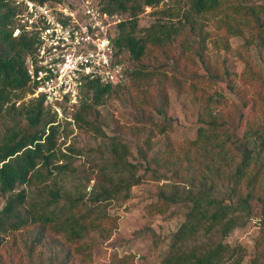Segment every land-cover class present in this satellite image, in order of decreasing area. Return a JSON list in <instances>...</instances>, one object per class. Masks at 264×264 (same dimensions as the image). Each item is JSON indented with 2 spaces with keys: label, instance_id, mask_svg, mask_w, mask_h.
I'll return each mask as SVG.
<instances>
[{
  "label": "rangeland",
  "instance_id": "1",
  "mask_svg": "<svg viewBox=\"0 0 264 264\" xmlns=\"http://www.w3.org/2000/svg\"><path fill=\"white\" fill-rule=\"evenodd\" d=\"M252 12L264 22V0H224L218 11L208 14L190 12L189 0H163L156 6H144L140 27L144 29L158 19L173 21L181 28L177 40L145 60L148 74L144 79L128 77L125 89L93 103L85 115L92 125L74 119L80 100L73 109L66 107L62 115L57 113V147L65 155L53 160L48 180L25 186L30 199L49 200L48 190L56 189L61 194L59 204L69 199L88 201L102 166L108 163L115 181L121 175L128 176L113 170L111 161L125 156L144 167L136 173H145L141 183L130 187L127 197L123 191L105 203L110 218L90 232L70 264H162L188 203L162 204L158 195L161 191H197L200 174L210 164L203 152L191 145L199 128L206 127L201 113L227 122L228 132L237 130L240 137L251 141L250 146L256 141L264 156V30L254 27ZM125 59L129 64L126 54ZM34 97L24 92L16 108ZM160 109L171 118L165 128ZM16 112L0 118V138L15 125ZM18 121L25 125L24 119ZM216 141L208 144L214 154ZM146 148L148 158L158 155L157 160L148 164L142 158L140 151ZM226 149L228 160L218 174V193L228 189L238 157L231 143L227 142ZM58 164L67 168L54 169ZM146 165L157 168L159 177L145 171ZM261 184L257 182L258 190ZM244 185L245 181L238 185L242 192ZM4 201L0 197V209ZM241 220L244 224L232 230L225 241L241 252L244 263H251L264 250V212L257 199L252 201L251 216ZM32 231L28 227L0 236V264H59L64 259L65 244L47 233L32 245ZM221 240L218 230L199 233L184 241L182 251L200 254Z\"/></svg>",
  "mask_w": 264,
  "mask_h": 264
},
{
  "label": "trees",
  "instance_id": "2",
  "mask_svg": "<svg viewBox=\"0 0 264 264\" xmlns=\"http://www.w3.org/2000/svg\"><path fill=\"white\" fill-rule=\"evenodd\" d=\"M99 7L109 14L129 13L112 26V42L114 55L126 64L128 77L142 80L148 74L145 60L162 47L170 46L177 40L180 27L173 21L157 20L142 29L139 25L140 14L144 6H156L163 0H95ZM190 12L208 14L220 9L224 0H189ZM249 11L251 8H248ZM20 8L9 0H0V118L11 115L16 109L15 125L8 127L0 138V197L4 205L0 209V236L12 235L28 227L34 233L32 245L40 242L46 234L67 246L64 259L59 264L74 263L79 249L90 232L100 228L109 219L105 211V203L124 192L132 185L142 182L145 173H136L142 165L131 163L127 157L113 161V170L127 172L116 181L107 165L100 169V178L95 185V192L88 201L69 199L59 204L61 194L56 189H49L51 199H30L25 186L37 185L53 174L51 164L60 155H65L57 147L59 122L57 112L44 101L43 96L34 97L28 103L16 108L18 99L24 92H34L27 73V58L34 55L37 35L27 31L18 21ZM254 27L264 30V22L259 14L252 12ZM15 29L19 33L14 35ZM125 54L129 60L126 63ZM130 63L133 66H130ZM137 65V66H136ZM138 67V68H137ZM209 74V73H208ZM200 77V76H199ZM126 79V80H127ZM120 84L88 83L81 96V103L74 113L77 122L92 125L85 115L93 103H101L105 97L127 87V81ZM211 99V97H210ZM163 128L171 121L163 109ZM208 117H205V116ZM18 119H24L25 125ZM200 119L206 127H200L197 138L192 146L204 158L210 160L199 177V189L195 192L186 191L179 194L176 190L161 191L158 201L167 203H188L184 220L173 232L169 249L162 259V264H264V250L251 263H244L241 252L225 241L236 227L244 224L243 217L251 216L252 201L257 199L264 212V156L257 148L255 141L240 137L237 130L229 133L230 126L206 112ZM151 123L152 119H148ZM232 134V135H231ZM217 140L216 154L208 149V144ZM227 142L231 143L234 153L238 155L232 168L228 189L218 193L221 183L218 174L228 160ZM214 149V147H213ZM148 148L140 154L149 164L157 160L158 155L148 158ZM114 152L117 149L114 147ZM217 160V162L215 161ZM110 161V162H111ZM111 167V168H112ZM54 169L65 170L66 165H54ZM145 171L151 176L159 177L157 168L146 165ZM245 181L242 192L238 185ZM261 181V187L256 188ZM45 185V184H44ZM24 186V187H23ZM22 187L17 190V188ZM264 224V221H263ZM219 231L222 240L209 246L204 252L184 253V241L199 233L210 234ZM264 236V234H263ZM239 255V256H238ZM238 256V257H237Z\"/></svg>",
  "mask_w": 264,
  "mask_h": 264
},
{
  "label": "built area",
  "instance_id": "3",
  "mask_svg": "<svg viewBox=\"0 0 264 264\" xmlns=\"http://www.w3.org/2000/svg\"><path fill=\"white\" fill-rule=\"evenodd\" d=\"M9 1L20 8L19 23L37 35L35 53L27 58L33 96H43L58 114L73 109L88 83L115 85L127 79L126 64L114 55L112 42V26L120 19L95 0Z\"/></svg>",
  "mask_w": 264,
  "mask_h": 264
}]
</instances>
